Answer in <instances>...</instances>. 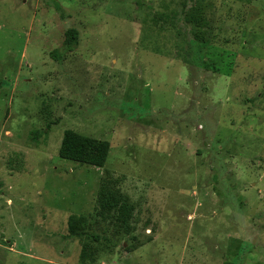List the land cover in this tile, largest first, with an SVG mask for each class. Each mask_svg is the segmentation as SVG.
Returning <instances> with one entry per match:
<instances>
[{
  "label": "rangeland",
  "instance_id": "rangeland-1",
  "mask_svg": "<svg viewBox=\"0 0 264 264\" xmlns=\"http://www.w3.org/2000/svg\"><path fill=\"white\" fill-rule=\"evenodd\" d=\"M0 79V264H264V0H0Z\"/></svg>",
  "mask_w": 264,
  "mask_h": 264
},
{
  "label": "trees",
  "instance_id": "trees-1",
  "mask_svg": "<svg viewBox=\"0 0 264 264\" xmlns=\"http://www.w3.org/2000/svg\"><path fill=\"white\" fill-rule=\"evenodd\" d=\"M190 18H194V15L192 14ZM78 42L79 31L76 28H69L65 32L64 49L62 51L55 49L51 52V55L57 60H61L66 52H72L77 48ZM2 83V79H0V87ZM110 149L111 145L108 140L93 138L73 129H67L62 138L59 155L64 159L81 164L104 167L108 160ZM99 202V217H108L113 210H116V220L121 225H128L134 209L127 196L104 185L100 191ZM76 235H81V233H76ZM227 264L233 263L228 262Z\"/></svg>",
  "mask_w": 264,
  "mask_h": 264
}]
</instances>
